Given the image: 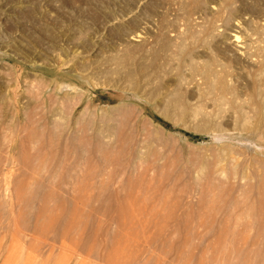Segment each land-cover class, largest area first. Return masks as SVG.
Listing matches in <instances>:
<instances>
[{
    "label": "rangeland",
    "instance_id": "obj_1",
    "mask_svg": "<svg viewBox=\"0 0 264 264\" xmlns=\"http://www.w3.org/2000/svg\"><path fill=\"white\" fill-rule=\"evenodd\" d=\"M263 47L264 0H0V264H264Z\"/></svg>",
    "mask_w": 264,
    "mask_h": 264
},
{
    "label": "bare ground",
    "instance_id": "obj_2",
    "mask_svg": "<svg viewBox=\"0 0 264 264\" xmlns=\"http://www.w3.org/2000/svg\"><path fill=\"white\" fill-rule=\"evenodd\" d=\"M233 3V2H232ZM202 4H204V3H202ZM198 6H200V5H198ZM205 6V5H204ZM233 6V5H232ZM231 6V7H232ZM196 7V6H195ZM184 8V7H183ZM201 8V7H200ZM216 8V7H215ZM214 7H212V9H215ZM185 9V8H184ZM197 9V8H196ZM187 11V10H186ZM231 11V10H230ZM242 23V22H241ZM243 24V23H242ZM242 24H237L236 26H241ZM148 28V27H147ZM145 29V28H144ZM177 37H178V35H177ZM142 39H144L140 34H138V35H136V36H133L132 38H130L129 39V43L131 44V47L132 48H134V49H138V48H140V45H142ZM180 39V38H179ZM236 40H235V42H238V38H235ZM175 41V40H174ZM144 42H146V41H144ZM234 42V41H233ZM248 43V42H247ZM258 43V42H257ZM167 44V43H166ZM168 45V44H167ZM172 45V44H171ZM184 45V44H183ZM247 45H249V43L247 44ZM261 45V44H260ZM143 46V45H142ZM141 46V48L143 49V47ZM169 46H170V44H169ZM130 47V48H131ZM167 47V46H166ZM165 47V48H166ZM181 47V46H180ZM244 47H245V45H244ZM249 47V46H248ZM252 47V46H251ZM258 47V46H257ZM169 48V47H168ZM264 48V47H263ZM239 49V48H238ZM264 50V49H263ZM243 52V51H242ZM264 52V51H263ZM262 53V52H261ZM244 54V53H243ZM158 55V54H157ZM192 57V56H191ZM194 57V56H193ZM156 58H157V56H156ZM258 59V58H257ZM208 61V60H207ZM258 61V60H257ZM261 61V60H260ZM189 62V61H188ZM193 62V61H192ZM203 63V62H202ZM251 63V62H250ZM255 63V62H254ZM188 64V63H187ZM190 64H195V63H190ZM215 64V62L213 63V65ZM218 64V63H217ZM211 65V64H210ZM212 65V66H213ZM216 65V64H215ZM209 66V65H208ZM212 66H209L210 68L212 67ZM216 66H218V65H216ZM190 67H191V65H190ZM187 68V67H186ZM192 68H194V70L197 68V67H195V65H194V67H192ZM191 68V69H192ZM214 68V67H213ZM183 69V68H182ZM190 69V70H191ZM214 69H216V68H214ZM197 70H199L198 68H197ZM213 70V69H212ZM196 71V70H195ZM206 71H207V69H206ZM214 71V70H213ZM220 71H223V70H220ZM209 72H211V71H209ZM217 72V71H216ZM224 72V71H223ZM204 74H206L207 75V73H204ZM203 74V75H204ZM217 74V73H216ZM183 75V74H182ZM194 75H195V73H194ZM215 75V74H214ZM218 75V74H217ZM193 75H191V77H192ZM225 76V75H224ZM180 77H182V76H180ZM184 77V76H183ZM201 77V76H200ZM204 77H206V76H204ZM215 77H216V75H215ZM219 77H220V75H219ZM196 78V77H195ZM199 78V77H198ZM210 78V77H209ZM221 78V77H220ZM225 78V77H224ZM200 79V78H199ZM206 79H208L207 77H206ZM211 79V78H210ZM217 79H219L218 77H217ZM226 79V78H225ZM180 80V79H179ZM216 80V79H215ZM215 80H212L213 82L215 81ZM227 80V79H226ZM184 81V80H183ZM187 81V80H186ZM206 81V80H205ZM211 80L210 81H208V82H212ZM218 81H220V80H218ZM217 81V82H218ZM207 82V81H206ZM216 82V83H217ZM179 83H180V81H179ZM205 83V82H204ZM220 83H222V82H219V84ZM184 84V83H183ZM195 84V83H194ZM207 84V83H206ZM206 84H204V85H206ZM209 84V83H208ZM225 84H227L226 82H225ZM180 85V84H179ZM178 85V86H179ZM186 85V84H185ZM202 85H203V81H202ZM213 85L216 87V85L213 83ZM212 85V86H213ZM58 86V85H57ZM66 86V85H65ZM181 86V85H180ZM201 86V85H200ZM219 86H221V84L219 85ZM223 86V85H222ZM227 86V85H226ZM59 87V86H58ZM57 87V88H58ZM63 87V86H62ZM62 87H60V88H62ZM69 87H71V86H69ZM205 87V86H204ZM214 87V88H215ZM67 89H69L68 88V85H67V87H66ZM180 88V87H179ZM206 88H208V87H206ZM209 89V88H208ZM210 89H212L213 90V88H210ZM218 89V88H217ZM222 89H224V92L226 93H223V94H225V95H227V93L229 92L227 89L228 88H226V87H223ZM57 90V89H56ZM71 90V89H70ZM76 90V89H75ZM77 90H78V88H77ZM207 90V89H206ZM221 90V89H220ZM62 91V90H61ZM64 91H67V90H64ZM74 91V90H73ZM215 91V90H214ZM75 93H76V91H74ZM222 92H223V90H222ZM177 92H175V94H176ZM80 94V93H79ZM78 94V95H79ZM222 94V93H221ZM67 95H68V93H67ZM174 95V94H173ZM177 96L179 95L178 93L176 94ZM181 95V94H180ZM80 97H81V95H80ZM170 97V96H169ZM174 97V96H173ZM171 98V97H170ZM170 98H169V100H170ZM175 99H171V101H173L176 105H178L179 103V101H180V97L178 96V97H174ZM176 98H178L179 100H177L178 102H176V101H174V100H176ZM182 100V99H181ZM43 101V100H42ZM178 103V104H177ZM43 104H44V102H43ZM175 104H172V105H175ZM69 104H67V105H65V106H68ZM172 105H169L170 107L172 106ZM175 105V106H176ZM174 107V106H173ZM168 110V109H167ZM170 110H172V109H170ZM118 112H122L123 111V109H118L117 110ZM116 111V112H117ZM170 112V111H169ZM168 111L166 112L168 115L169 114H171V113H169ZM1 113V112H0ZM13 121H14V123H16V124H21L22 123V118H21V115H20V113H19V111L18 110H16V113L15 114H13V119H12ZM58 120V119H57ZM54 133V132H53ZM30 134H31V132H30ZM86 152V151H85ZM87 154V153H86ZM101 154V153H100ZM111 154V153H110ZM96 155V154H95ZM100 161H102V160H100ZM104 162V161H103ZM82 164V163H81ZM102 164V163H101ZM109 164V163H108ZM60 165V164H59ZM70 170V169H69ZM67 179V178H66ZM71 179V178H70ZM19 184V183H18ZM17 184V185H18ZM5 185L7 186V183H5ZM8 186H9V184H8ZM103 187H104V185H103ZM6 188V187H5ZM10 187H7V191H8V189H9ZM14 189V188H13ZM10 192H11V190L9 189V193L7 192V194H10ZM5 195H6V193H5ZM7 196V195H6ZM5 196V197H6ZM16 196V195H15ZM14 196V197H15ZM111 196V195H110ZM12 198V197H11ZM10 198V199H11ZM6 199H7V197H6ZM9 199V200H10ZM10 201H12V200H10ZM7 202H8V200H7ZM13 202V201H12ZM9 203V202H8ZM11 203V202H10ZM9 203V204H10ZM12 204V203H11ZM16 224V223H15ZM264 254V253H263ZM246 258V257H245ZM247 259V258H246ZM243 262V261H242Z\"/></svg>",
    "mask_w": 264,
    "mask_h": 264
}]
</instances>
